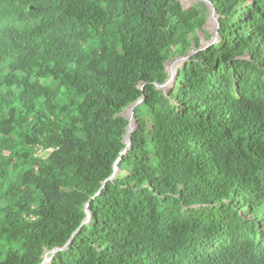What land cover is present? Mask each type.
<instances>
[{"label":"trees","instance_id":"obj_1","mask_svg":"<svg viewBox=\"0 0 264 264\" xmlns=\"http://www.w3.org/2000/svg\"><path fill=\"white\" fill-rule=\"evenodd\" d=\"M209 1L166 90L208 3L0 0V264L63 248L117 166L48 264H264V0Z\"/></svg>","mask_w":264,"mask_h":264},{"label":"water","instance_id":"obj_2","mask_svg":"<svg viewBox=\"0 0 264 264\" xmlns=\"http://www.w3.org/2000/svg\"><path fill=\"white\" fill-rule=\"evenodd\" d=\"M180 1V0H179ZM201 2H205V3H208L210 6H211V15L209 17V20H207L206 24L204 27H208L210 25V23H213L216 25L215 27V30H214V39L212 40V42L210 43H207V42H202V47L198 50H193L190 55L186 56V57H182V58H176L174 59L171 67H173L174 65L176 64H180V63H185L187 60L190 59L191 56L195 55L197 52L199 51H204V50H207L208 48H210L211 46H213L214 44L218 43L219 42V29H220V18H219V15L216 11V9L212 6V3L209 1V0H200ZM33 8V7H31ZM34 9V8H33ZM203 27V28H204ZM201 31H200V35H201ZM202 37V36H201ZM167 72L170 76V79L168 80V82L164 85V86H157L158 88H161V89H165V87L169 84V83H173L174 81V71L172 70H168L167 69ZM145 86V85H144ZM144 86L142 87V89H144ZM144 101V97L141 98L140 100H138L137 102L133 103L127 110L126 112H123L121 114L122 117H124L125 119L128 120L129 124L126 128V136H125V144H126V147L125 149L122 151L121 155H125L129 152V150L132 148V134L135 132L136 128H137V123L135 121V118H134V111L135 109L140 105L142 104ZM119 171V167L117 166L115 168V173L112 175V177L110 179H108L104 184H103V187L100 189V191L96 194L95 197L91 198L90 201L85 205V218L82 222V225L80 227V229L78 231H76L72 238L68 241V243L63 247V248H55L54 250L52 251H48L44 254V261L41 263V264H48L52 257L58 253V252H61V251H66L72 244L75 236L80 232L81 228L87 223V221L89 220L90 216H91V213H90V203L91 201H93L96 197H98L102 191H103V188L105 187L106 183L109 181V180H113L117 174V172Z\"/></svg>","mask_w":264,"mask_h":264},{"label":"rangeland","instance_id":"obj_3","mask_svg":"<svg viewBox=\"0 0 264 264\" xmlns=\"http://www.w3.org/2000/svg\"><path fill=\"white\" fill-rule=\"evenodd\" d=\"M180 1H181L182 5L184 6V8H186V9L192 7L193 5H198L199 3H201L200 0H180ZM202 3H203V2H202ZM204 3H205V2H204ZM210 15H211V9H210V12L208 13V20H209ZM215 27H216L215 24L210 23V25H209L208 27L206 26V27L203 28V31L201 32V33H202L201 36H202V42H203V43H204V42H207V43L212 42V40L214 39V35H213V33H214V30H215ZM206 33L211 34V38H210V39H206ZM173 61H174V60H171V61H169V62L167 63V69H168V70H172V71H174V76H176L179 67H180L182 64H184V63L176 64V65H174L173 67H171ZM170 84H171V83H169V84L165 87L166 90H167V88L170 86Z\"/></svg>","mask_w":264,"mask_h":264},{"label":"clouds","instance_id":"obj_4","mask_svg":"<svg viewBox=\"0 0 264 264\" xmlns=\"http://www.w3.org/2000/svg\"><path fill=\"white\" fill-rule=\"evenodd\" d=\"M30 9H33V8L30 7Z\"/></svg>","mask_w":264,"mask_h":264}]
</instances>
